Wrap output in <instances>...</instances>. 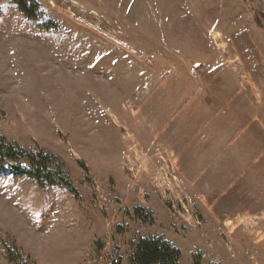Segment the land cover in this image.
Here are the masks:
<instances>
[{
  "label": "rangeland",
  "instance_id": "1",
  "mask_svg": "<svg viewBox=\"0 0 264 264\" xmlns=\"http://www.w3.org/2000/svg\"><path fill=\"white\" fill-rule=\"evenodd\" d=\"M33 1L28 18L0 0V142L46 155L59 185L0 161V264H133L156 237L178 264H264V211L227 225L223 187L174 145L177 110L193 107L197 128L261 141L264 175V0Z\"/></svg>",
  "mask_w": 264,
  "mask_h": 264
},
{
  "label": "crops",
  "instance_id": "2",
  "mask_svg": "<svg viewBox=\"0 0 264 264\" xmlns=\"http://www.w3.org/2000/svg\"><path fill=\"white\" fill-rule=\"evenodd\" d=\"M195 112L193 107H185L180 112L177 110L175 131L179 133L176 135L174 144L177 149V156L180 157L181 161H184V158H189L204 165L203 168L208 171L204 172L205 174L201 176V179L213 180L214 182L209 181L210 183L207 185L213 186L218 191H221L219 188L221 186L224 189V207L219 210L228 213V215L231 213L227 225L231 222H238L242 224L243 228H247L252 223L245 218L247 214L264 211V193L257 192L263 191L264 187V180L262 179L264 175L261 173L258 175V169H261L263 164V144L261 141H232L230 139L231 123L226 126L220 124L219 126H210L211 124L205 120L197 128L198 116ZM226 134L229 140L224 139ZM233 162L244 163V165L251 164V168L245 169L244 172L238 168L233 170L231 167ZM253 169L255 172H252ZM207 185L202 182L200 190L212 198L214 206H217L218 209L220 201L214 196L219 195H215ZM233 216L238 220L231 221ZM249 233L246 229L235 232L233 234L234 244L241 246L247 244L250 240ZM259 244L261 246L257 250V255L264 259V239L259 240L258 246ZM240 250L241 248L237 249V252L241 253Z\"/></svg>",
  "mask_w": 264,
  "mask_h": 264
},
{
  "label": "trees",
  "instance_id": "3",
  "mask_svg": "<svg viewBox=\"0 0 264 264\" xmlns=\"http://www.w3.org/2000/svg\"><path fill=\"white\" fill-rule=\"evenodd\" d=\"M28 18L36 11L33 0H9ZM29 2V4H28ZM9 144L0 142V161L13 162L2 167V172L15 176H27L35 181L38 187L47 188L58 186L53 165L46 159V155L32 156L24 151H18L19 158H27L30 167L15 165L14 160L18 152ZM180 251L162 238H141L134 245L132 254L133 264H178Z\"/></svg>",
  "mask_w": 264,
  "mask_h": 264
}]
</instances>
